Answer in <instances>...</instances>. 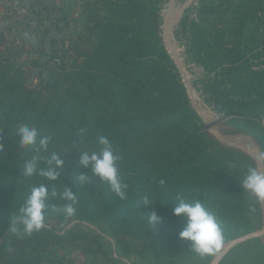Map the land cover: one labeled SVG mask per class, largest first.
<instances>
[{
    "label": "trees",
    "instance_id": "1",
    "mask_svg": "<svg viewBox=\"0 0 264 264\" xmlns=\"http://www.w3.org/2000/svg\"><path fill=\"white\" fill-rule=\"evenodd\" d=\"M160 2L84 1L79 29L50 69H26L27 41L0 33V264H41L40 253L67 245L80 246L95 257L94 264H102L100 256L105 264H120L97 233L45 225L32 233L24 225L15 230L20 207L42 183L58 193L48 201L45 221H103L123 256L151 255L160 264H174L198 254L180 239L186 221L173 215L178 196L200 200L216 216L223 245L251 232L254 204L241 181L246 171L235 159L211 152L163 44ZM263 7L264 0H200L198 20L190 22L188 52L210 75L205 87L223 104L229 121L264 149V67L251 63L264 58V41L247 34L248 16ZM66 11L59 9L61 16ZM21 124L51 137L47 153L20 147L15 131ZM101 136L121 156L119 171L128 184L124 199L96 177L86 185L77 179L91 177L80 157L84 151L99 152ZM51 152L65 162L57 181L23 176L27 159ZM65 187L77 196L72 217L53 207L66 203L60 198ZM153 210L162 222L150 228L147 214Z\"/></svg>",
    "mask_w": 264,
    "mask_h": 264
},
{
    "label": "rangeland",
    "instance_id": "2",
    "mask_svg": "<svg viewBox=\"0 0 264 264\" xmlns=\"http://www.w3.org/2000/svg\"><path fill=\"white\" fill-rule=\"evenodd\" d=\"M84 1L86 0H0V33H3L10 39H12V37H17V43L27 41L25 49L28 52L23 57L26 62V69H32L33 71L50 69L54 65V58L61 55L60 50H66L71 45L69 43V39L76 33L75 29H79V7ZM160 1L161 37L163 40V23L165 13L170 9L172 0ZM185 1L186 0H175L172 7L178 12L184 5ZM199 1L200 0H195L189 7L186 8L184 13L174 24L171 33L172 42L178 50V56L183 64L185 75H189L188 80L191 84L192 92L195 94L192 97L187 90L191 105L193 100L207 119V121H204L201 114L195 109L203 124V131L208 134L209 147L212 153L223 159H235L246 172L249 167L260 169V165L250 153L244 149L226 143L217 135V133L220 132L226 141L239 145H242L241 142L243 140H251L255 144L254 146L252 145L253 148H255L258 152L256 155L259 156L260 154H264V149L255 142L251 135L241 131L236 125L231 123L229 121L230 117L227 116L224 111L222 113L217 111L216 105L221 102L215 101L213 94L205 87L208 83L210 75L206 73L201 65L191 59L188 52V36L191 27L190 22L198 20L197 13ZM63 8L67 9V11L63 16H61L59 9L62 10ZM252 8L254 9L255 7L252 6ZM255 14L257 16H248L247 34L251 39H258L260 43L262 39L264 41V7L263 9L258 10ZM62 17H65V19L60 21ZM57 21L59 22V26L55 27L58 23ZM46 25H48V27ZM51 40L56 42L54 46L51 45ZM29 41L32 42L29 43ZM251 44H255L254 40ZM41 45L42 47H40ZM166 49L169 52V49ZM56 51H58V53ZM255 51H258V49L255 48ZM251 63L253 68H263L264 58L251 60ZM174 64L178 69L175 62ZM179 75L184 83L180 72ZM248 195L254 204L253 228L248 234L249 236L247 235L248 237H243L236 242L232 241L226 243V245L222 247L221 251L229 249L239 243L241 244L242 241L248 240L240 245V247L245 249V254L249 255L248 259L244 262H246V264H264V201L257 200L256 197L249 192ZM44 225L60 230L71 229L75 231L97 233L100 235V241L103 246H105L109 254H111V252L108 248H110L113 252L117 249L115 238L108 225L103 221L96 223H88L85 221H71L64 223L59 220L51 219L46 220ZM22 226V220L17 221L15 224V230H19ZM256 239H260L261 242H258ZM71 247L81 250L82 253L90 259L91 263L94 264V256L85 254L80 246ZM114 247L116 249H114ZM51 248H49L48 251L39 254L41 264H45L46 262L53 263V260L51 259L54 258L49 256ZM117 251L119 252L118 249ZM111 256L117 259L112 254ZM130 256L135 259L137 258L134 255ZM101 257L102 256L97 257V261L105 264V260ZM151 257L155 260L153 256ZM211 258L212 256H210V259ZM140 259L152 263V260L150 261L148 256ZM116 261L118 262V259ZM118 263L122 264L121 262ZM155 263L160 264L156 260ZM174 264H176V262Z\"/></svg>",
    "mask_w": 264,
    "mask_h": 264
},
{
    "label": "clouds",
    "instance_id": "3",
    "mask_svg": "<svg viewBox=\"0 0 264 264\" xmlns=\"http://www.w3.org/2000/svg\"><path fill=\"white\" fill-rule=\"evenodd\" d=\"M15 136L18 137L19 145L22 148H33L37 152H48L51 137L43 134L38 128L21 124L16 128ZM98 143L102 146L99 152L89 153L84 151L80 157V164L89 168L91 177L81 174L77 178L82 184L92 182L96 177L100 182L106 183L111 192L121 199L125 198L128 184L123 180L119 171V161L121 156L117 155L112 143L107 137L101 136ZM51 152L46 157L34 156L27 159L23 165V176L32 177L39 175L49 181H57L61 175V169L65 162L58 154ZM258 159L264 161V154H260ZM43 163L45 166H41ZM242 181V186L246 192L251 193L259 201H264V172L257 168L249 167ZM164 184V180L159 181ZM58 195L55 188L49 192L46 184L33 186L24 204L20 207V218L27 233L39 231L44 227L46 213L49 208L48 201ZM60 198L66 201L60 207H54L55 211L62 212L66 217H72L75 212V205L78 202L76 194L70 187H65L60 193ZM151 203L149 197H144L143 205ZM173 215L183 217L185 226L179 233L180 239L188 241L190 248L201 256L215 255L223 247V233L216 216L208 211L200 200L188 201L183 197H177L173 208ZM150 228H155L162 222V217L155 211L147 214Z\"/></svg>",
    "mask_w": 264,
    "mask_h": 264
},
{
    "label": "crops",
    "instance_id": "4",
    "mask_svg": "<svg viewBox=\"0 0 264 264\" xmlns=\"http://www.w3.org/2000/svg\"><path fill=\"white\" fill-rule=\"evenodd\" d=\"M256 240L261 242L260 239ZM246 241H242L241 244ZM241 244L239 243L229 249H224L223 251L213 255L211 259L210 255H188L178 259L176 264H246L244 261L248 259L249 255L245 254V249L240 247ZM114 249L116 248L114 247ZM108 250L122 264H156L155 260L151 256H148V258L150 261L152 260V263L144 261L138 257L135 259L131 256H123L117 251V249L115 252H113L110 248H108ZM49 256L54 258L51 259L53 260V264H92L90 259H88V257L84 255L81 250L71 246L53 247L49 251ZM45 264H52V262H46Z\"/></svg>",
    "mask_w": 264,
    "mask_h": 264
},
{
    "label": "water",
    "instance_id": "5",
    "mask_svg": "<svg viewBox=\"0 0 264 264\" xmlns=\"http://www.w3.org/2000/svg\"><path fill=\"white\" fill-rule=\"evenodd\" d=\"M174 1L175 0H172L171 1V7H170V9L172 8V6L174 4ZM194 1L195 0H186L185 3H184V5L182 6V8L177 12V14H178L177 17L180 18L181 15L186 10V8L189 7ZM178 18H177V20L174 19L173 24H172V28H173L174 24L178 21ZM171 22H172V18L171 17H169V18L168 17H165L164 23H163V41H164V45L166 46V48L169 49V52H170V54H171L174 62L176 63V65H177V67L179 69V72L181 73V75L183 77V81L185 83V86H186L189 94L192 95V87H191V84L186 81L185 70L183 68V64H182L181 60L179 59L178 52H177V48H176L175 44L172 42V38H171V33H172ZM192 105H193V108L196 109L201 114L203 120L204 121H207V119L205 118V115L203 114V112L201 111V109L197 106V104L193 100H192ZM216 107H217V111L219 113H222L223 112V104L222 103L217 104ZM217 135L221 139H223L226 143H228L230 145H233V146H236V147H239L241 149H244L248 153H250L252 155V157L257 161V163L260 165V169H258V170L261 171V172H264L263 171L264 161L258 159L257 158L258 157L257 155H254L250 150L246 149L242 145L233 144V143H231L229 141H226L224 139V136L220 132H218ZM248 236H245V237H248ZM242 238L243 237L238 238V239H235V240H233V242L239 241Z\"/></svg>",
    "mask_w": 264,
    "mask_h": 264
},
{
    "label": "bare ground",
    "instance_id": "6",
    "mask_svg": "<svg viewBox=\"0 0 264 264\" xmlns=\"http://www.w3.org/2000/svg\"><path fill=\"white\" fill-rule=\"evenodd\" d=\"M177 10H174V8L172 7L171 9H169L168 11H166L165 13V17H171L172 18V22H171V28H172V24H173V21L174 19L177 20ZM178 51V50H177ZM186 81L189 82V75L186 74ZM195 94L192 92V97L194 96ZM241 144L248 150H250L254 155L258 154V152L256 151L255 148H253V146L255 145L253 141L251 140H243L241 142ZM253 145V146H252ZM245 152V151H244Z\"/></svg>",
    "mask_w": 264,
    "mask_h": 264
}]
</instances>
